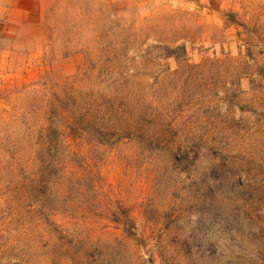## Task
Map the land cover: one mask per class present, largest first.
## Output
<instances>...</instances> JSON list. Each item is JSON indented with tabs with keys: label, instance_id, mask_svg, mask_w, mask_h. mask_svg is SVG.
I'll list each match as a JSON object with an SVG mask.
<instances>
[{
	"label": "rangeland",
	"instance_id": "obj_1",
	"mask_svg": "<svg viewBox=\"0 0 264 264\" xmlns=\"http://www.w3.org/2000/svg\"><path fill=\"white\" fill-rule=\"evenodd\" d=\"M0 264H264V0H0Z\"/></svg>",
	"mask_w": 264,
	"mask_h": 264
},
{
	"label": "trees",
	"instance_id": "obj_2",
	"mask_svg": "<svg viewBox=\"0 0 264 264\" xmlns=\"http://www.w3.org/2000/svg\"><path fill=\"white\" fill-rule=\"evenodd\" d=\"M182 51V53H185V49L183 47L171 50L170 48L164 47L162 48V58L163 59H168V58H173V59H178L179 55L176 53V51ZM97 112V110H95L92 114V118L90 121V125L91 128L93 130H95L94 128L96 127L97 123H98V117L94 116L95 113ZM103 114V116L105 117L107 115V117L112 118V110L109 109H105L103 111H101ZM143 119V118H142ZM132 121V120H130ZM114 125L116 127V129H118L120 131L119 135L124 133V132H129L130 130V125L126 122V117H125V113L121 114L120 117L118 119L114 120ZM104 130L109 131L107 128H105Z\"/></svg>",
	"mask_w": 264,
	"mask_h": 264
}]
</instances>
